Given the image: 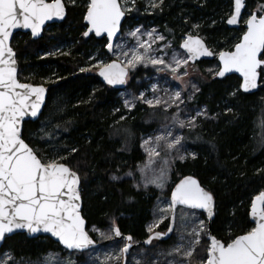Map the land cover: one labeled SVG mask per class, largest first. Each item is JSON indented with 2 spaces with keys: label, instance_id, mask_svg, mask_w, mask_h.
Masks as SVG:
<instances>
[{
  "label": "trees",
  "instance_id": "obj_1",
  "mask_svg": "<svg viewBox=\"0 0 264 264\" xmlns=\"http://www.w3.org/2000/svg\"><path fill=\"white\" fill-rule=\"evenodd\" d=\"M245 4L243 15L246 10L258 14L264 0H245ZM85 5V0L80 5H65L63 21L48 25L39 39L21 32L12 37L19 80L42 84L47 89L39 118L22 125L23 138L34 149L37 145L41 148L37 151L41 159H45L43 154L52 148H55V156L69 155L72 149H77L69 158L71 167L81 178V213L95 241L101 242L90 232L92 227L103 230L116 225L148 255L163 251L173 237L166 241L153 240L148 246L141 244L150 234L147 224L157 190L152 187L138 190L127 178L112 179V175L133 171L144 160L140 138L157 126L155 118L159 109L137 103L133 109L125 110L117 97L119 90L103 85L97 72H80L82 57L74 60L68 55H45L47 50L63 43H72L74 52H85L95 44L104 46L105 38L84 36ZM231 11L232 0H164L159 10L147 16L159 24L166 23L167 34L178 29L185 32L198 25L196 32L204 36L202 39L214 53H219L231 50L244 31L241 21L237 28L227 27L226 19ZM135 12L140 20L145 18L139 14L138 7ZM126 19L128 17L124 22ZM197 64L195 79L199 89L191 104L204 107L207 117L198 118L194 127L183 130V142L193 151L195 159L189 156L174 162L166 194L181 177H196L214 196L211 234L222 242H230L253 226L248 219L251 200L264 191V72L257 91L243 93L237 76L218 79L203 70L201 65H218L215 59ZM46 75H52L49 81L43 79ZM133 75L126 86L134 85L135 78L145 76L138 72ZM143 86L134 87L138 90ZM43 122L57 134L51 148L46 147L39 136ZM168 223L169 218H166L156 231H165ZM206 235L207 228L192 264H199L207 256ZM107 242L102 241L100 246ZM3 252L11 255L9 264L34 263L49 252L70 255L75 263L81 264L87 253L68 252L48 237L27 238L22 233L5 239L0 254Z\"/></svg>",
  "mask_w": 264,
  "mask_h": 264
},
{
  "label": "snow or ice",
  "instance_id": "obj_2",
  "mask_svg": "<svg viewBox=\"0 0 264 264\" xmlns=\"http://www.w3.org/2000/svg\"><path fill=\"white\" fill-rule=\"evenodd\" d=\"M127 3L128 0H124L123 5L121 0H89L84 16L88 26L84 36L87 37L90 33H95L97 37L106 35V46L110 52L113 51V39L120 31L121 21L126 12L132 10L125 6ZM134 3L135 0H132L133 5ZM244 8V0H234V11L227 23L238 24ZM258 12L261 13L259 16L254 12L245 21L246 30L234 45V50L218 53L220 63L216 74L224 77L227 73H238L242 77L240 88L244 92L257 88L258 78L264 72V5L259 7ZM65 14L62 0H0V241L5 239L6 234L17 230H24L29 235L42 232L50 234L69 252H84L94 241L86 231L85 220L81 215V178L78 171L71 167L69 158L77 149H72L69 155L58 154L44 160L40 158L37 150L24 140L22 121L25 117L38 116L45 102L46 89L19 81L16 54L10 46V37L14 30L30 29L32 36L37 37L45 22L62 20ZM138 33L139 28L130 35L136 37ZM146 35L148 40L138 39L137 46L130 51L123 50L122 45H117L121 48L120 55L125 58L123 61L118 57L117 61L112 63L95 65L99 69L98 74L108 85L126 84L130 69H135L138 65L147 67L149 64L153 67L159 66L158 71L167 70L175 80H182L180 70L189 61L217 55L198 35H189L180 45L187 56L179 58L178 54L173 52L171 61L167 62L163 56L152 55L153 44L165 38L157 35L155 30ZM157 50L163 52V49ZM184 75H187L186 71ZM152 91L156 93L158 89L153 86ZM136 99L152 108L163 106L164 111L173 106L179 108V105L184 103L181 91L171 93L167 99L159 96L148 99L143 93ZM134 106L133 100L125 101V107L129 110ZM199 115L201 113L198 112L197 116ZM178 116L179 113L172 119L179 128L195 126L194 117L185 122L179 120ZM183 140V136L175 135L167 126L160 134L143 139L141 147L147 154V161L142 167L138 166L141 173L138 186L142 183L145 188L154 185L158 189H164L173 161L186 159V156L180 155ZM112 179L117 180L120 177L113 176ZM178 206L203 210L211 220L214 215V196L192 176L181 179L171 191L168 207L159 209L163 214H172V223L167 232H153L154 228L168 218L167 215H161L158 221L149 226L151 235L144 241L145 244L162 240L175 230ZM191 215L181 213L180 229L188 227L187 222ZM249 216L254 226L230 242H222L208 234L207 256L202 258L199 264H264V191L252 199ZM111 232L114 237L122 236L118 227L113 226ZM205 234L206 224L201 220L186 233L192 239L185 240V234L182 232L180 242L168 255L182 254L181 260L185 264H192L196 248ZM104 238L112 239L113 236ZM124 240L126 243L120 248L119 255L109 256L108 260L120 261L126 257L132 247L133 238L127 236ZM3 257L0 258V264H9L12 260L9 253L3 254ZM45 264L75 262L71 258L62 260L58 255L54 258L50 253L45 258ZM136 264H140V261L137 260ZM169 264L174 262L170 261Z\"/></svg>",
  "mask_w": 264,
  "mask_h": 264
},
{
  "label": "rangeland",
  "instance_id": "obj_3",
  "mask_svg": "<svg viewBox=\"0 0 264 264\" xmlns=\"http://www.w3.org/2000/svg\"><path fill=\"white\" fill-rule=\"evenodd\" d=\"M82 0H65L64 4L68 6H76L80 5ZM164 0H135L134 5L132 4V0H128L126 7L131 8V11L126 12L125 17H128L126 19V22L122 24L120 34L117 36L114 45H113V51L111 53H108L106 51V45L107 41L105 42L104 46L102 47L100 44L92 45L90 49H88L85 52H74L75 48H72V43H63L59 46L53 47L50 50H47L45 52V55H68L72 56L74 60H76L78 57L83 58L82 65L79 66L80 72H86V73H96L98 71V68L95 67V65L101 64V63H108L110 60L114 59L117 60L119 57L120 61H123L125 58L120 55L121 48H118L117 45H122L123 50L130 51L133 47L137 46V40H148V37L146 33L152 32L155 30V33L157 35H162L165 39L163 41H156L153 44L154 51L152 52V55L154 56H163L164 59L167 62L171 61V57L173 52L177 53L179 58H185L187 54L180 48L179 44L184 39L185 35H198L201 38H204V36L200 35L196 32L195 28L192 26V29H188L185 32H181L179 29L176 30V32L173 33H166V23L159 24L154 21V18H150L147 15L152 14L155 9H160L163 5ZM89 3V0H85V7L87 8V5ZM122 5L124 4V0H121ZM155 4L156 6L153 7L152 5ZM139 8V14L143 15L145 20H140L139 16L135 12V8ZM249 12L246 10L245 14L242 16L241 24H244L246 19L249 16ZM260 13H258L259 15ZM230 15V14H229ZM177 21V19H176ZM178 27V26H177ZM137 28L140 29V33L137 34L136 37H132L130 33ZM182 28V27H181ZM180 28V29H181ZM50 30V28H49ZM86 30V27L84 26L83 32ZM195 30V31H194ZM244 32V31H243ZM236 44V43H235ZM234 46V45H233ZM232 46V47H233ZM157 49H163V52L158 51ZM232 49V48H231ZM212 50V48H211ZM143 51V49H141ZM218 54V52L216 53ZM159 67V66H157ZM157 67H153L151 64H149L147 67L144 65H138L135 69L129 70V76L127 79V83L131 81L134 77L133 73H137L138 75L145 74V76L142 78H135L134 85L126 86L124 89L120 90L117 94V97L119 98V102L121 103V106L123 109L128 110V108L125 107V101L126 100H133L135 105L137 103L143 104L148 106L147 104L142 103L139 99H136L139 97L141 93H143L148 99L154 98V96L162 97L163 99H167L168 96L175 92V91H181L182 99L184 100V103L179 105V108H176L175 106L168 108L167 111H164L163 106L155 107L158 110L159 114H157L155 120L158 122L157 126L154 127L150 132L145 133L140 138V148L142 153L144 154V160L137 164L136 168L133 171H127L121 175H112L122 178H127L131 180L132 185L134 188L138 190H147L148 188L152 187L157 190L158 196L155 200V203L151 210V220L147 224V232L150 225H153L156 221L159 220L161 215H167V217H170V213L163 214L159 211L160 208H167L169 202V194L167 195V189L170 184V172L168 173V180L167 184L165 185L164 189H158L154 185H149L147 188L143 186L142 183L138 182L141 181V173L138 170V166H143L147 161V154L145 150L141 147V143L143 139H148L152 135L160 134L164 129L165 126H167L168 129L173 131L175 135H181L183 136V130L186 128H191L186 126L185 128L181 129L179 128L174 122H173V116H175L177 113H179L178 119L184 120L187 122V120L191 117L195 118V121L197 123L198 118H206L207 113L205 112L204 107H195L191 104V101L194 97V95L198 92L199 86L195 79V76L197 74V70L199 69V65L197 63L191 64L190 61L187 65L181 68L180 75L182 76V80H175L172 77V74L165 71H158ZM203 70L206 72L215 75L218 69V65H201ZM81 69H86V71H81ZM187 72V75H184V72ZM52 77V75H46L43 79L45 81H49V79ZM138 90H135V85H142ZM155 86L158 91L156 93H153L152 88ZM167 90V91H166ZM179 103V102H178ZM149 107V106H148ZM133 109V108H132ZM169 115H166L164 113H167ZM201 113V115L197 116V113ZM195 123V124H196ZM40 137L42 138V143H46L45 146L48 148L53 147L54 141L57 137V134L54 130H52L47 122L41 123L40 126ZM121 137V136H119ZM125 139L124 136L121 137V140ZM50 144V145H48ZM182 148L180 150V155H184L187 157L193 156V151L186 146V144L182 141ZM37 151H41V148L37 145L35 148ZM55 148L50 149L49 153L43 154L44 160L51 159L55 157ZM175 155V153H173ZM175 161H181L179 159H175L172 163L174 164ZM172 168V166H171ZM133 173V175H127L128 173ZM150 175V174H149ZM118 180V179H117ZM190 213L192 214L189 217L188 220V227L186 229H180V215L181 213ZM176 225L175 230L172 232L171 237H173V240L171 244L167 247V249L163 251H156L152 254H147V251L140 246L135 247L126 257L123 261V258H121L120 261H116L115 259L108 260L107 258L109 256H118L119 250L124 246V240L122 241H112L111 239H105L104 236H112V226L106 229H98L96 227H92L90 229V232L94 233L101 242L102 241H108L106 244L87 250V253L85 254V260L81 264H136V261L139 260L140 264H169V262H174V264H185L181 260V255H168V252L180 242L179 237L182 234V232L185 234V240L192 239L191 237L187 236L186 233L188 231H191L192 227L196 224H199L201 220H203L206 224V220L204 217V214L192 209H185L182 207H179L176 209ZM165 220V219H164ZM161 224V223H160ZM159 224V225H160ZM207 228V226H206ZM157 230V227L153 229V232ZM164 232V230L162 231ZM104 234V235H101ZM111 241V242H110ZM135 242V241H134ZM7 252H3L0 254V258H4L3 254ZM52 254L53 257L59 256L62 260H68L71 258L70 255H61L58 252H49L46 255H44L40 260L34 262V263H28V264H45V258ZM72 261H74L73 258H71ZM10 262V261H9ZM13 264V263H12ZM14 264H20L17 262H14ZM25 264V263H24ZM79 264V263H75Z\"/></svg>",
  "mask_w": 264,
  "mask_h": 264
},
{
  "label": "water",
  "instance_id": "obj_4",
  "mask_svg": "<svg viewBox=\"0 0 264 264\" xmlns=\"http://www.w3.org/2000/svg\"><path fill=\"white\" fill-rule=\"evenodd\" d=\"M48 2H52V0H48ZM62 2H63V4H64V1L62 0ZM244 2H245V0H244ZM65 5V4H64ZM246 5V4H245ZM244 10H245V8L244 9H242V15H241V18H240V20H239V22H238V24H235V25H229L228 23H227V20L230 18V15L232 14V12L234 11V0H232V11H231V14L227 17V19H226V25H227V27H229V28H237L238 26H239V24H240V21H241V19H242V16H243V13H244ZM86 11H87V8H86ZM86 11H85V13H84V16H85V14H86ZM65 13H66V6H65ZM252 13H254V12H252ZM251 13V14H252ZM256 13V12H255ZM250 14V15H251ZM261 14V13H260ZM259 14V15H260ZM66 15V14H65ZM249 15V16H250ZM258 15V14H257ZM258 15V16H259ZM249 16H248V18H249ZM65 18V17H64ZM247 18V19H248ZM246 19V20H247ZM124 20H125V16L123 17V19H122V21H121V27H122V24H123V22H124ZM63 21V19L62 20H57V19H53V20H51V21H47V22H45V24L43 25V27H42V29H41V32H40V34L37 36V37H33L32 36V34H31V30L30 29H16V30H14L13 31V35L16 33V32H21V33H28L30 36H31V38L32 39H34V40H36V39H39L41 36H42V34H43V31H44V29L48 26V25H51V24H56V23H60V22H62ZM83 23L85 24V27H86V30L85 31H87V23H86V21L84 20V17H83ZM246 30V24L244 23V31ZM120 31H121V28H120ZM120 31L116 34V36L114 37V39H113V45H114V42H115V40H116V38H117V36L120 34ZM13 35L10 37V46H11V41H12V37H13ZM90 35H92L95 39H100V38H105L106 39V41H107V37H106V35L105 36H101V37H97L96 35H95V33H90L88 36H90ZM242 35H243V33L241 34V36H240V38L242 37ZM187 36H189V35H185V37H184V39L185 38H187ZM193 36H197V35H193ZM86 37V36H85ZM200 37V36H199ZM201 38V37H200ZM240 38H239V40H240ZM183 39V40H184ZM202 39V38H201ZM183 40L180 42V44H179V46L183 43ZM203 40V39H202ZM108 42V41H107ZM203 42L205 43V41L203 40ZM239 42V41H238ZM237 42V43H238ZM205 45L207 46V44L205 43ZM208 47V46H207ZM181 48V47H180ZM209 48V47H208ZM182 49V48H181ZM210 49V48H209ZM183 50V49H182ZM211 50V49H210ZM231 50H234V46L232 47V49ZM106 51L108 52V53H111L109 50H108V48H107V46H106ZM184 51V50H183ZM223 51H230V50H223ZM187 54V53H186ZM16 58V57H15ZM213 59H215L216 60V62H217V64H218V69H219V59H218V54L217 55H214V56H211V57H201V58H199V59H197V60H195V61H190V63L191 64H193V63H197V62H199V61H202V60H204V61H211V60H213ZM114 61H117V60H114V59H112V60H110L108 63H112V62H114ZM17 68H18V64H17ZM218 69H217V71H218ZM98 72H99V69H98V71H97V75H98V77H99V80L101 81V83L103 84V85H106V86H109V87H111V88H113V89H116V90H122V89H124L125 87H126V84H123V85H115V86H112V85H108L105 81H104V79H103V77H101L99 74H98ZM217 73V72H216ZM230 75H235V76H237L239 79H240V85H241V83H242V77H240V75L238 74V73H227L224 77H226V76H230ZM215 76H216V78H218V79H222V78H224V77H220V76H218L217 74H215ZM19 79V78H18ZM259 80H260V78H258V86H257V88H255V89H252V90H250V91H248V92H244L241 88H240V86H239V88H240V90L243 92V93H253V92H255V91H257V89H258V87H259ZM20 81V80H19ZM20 82H22V81H20ZM22 83H28V82H22ZM127 83V82H126ZM29 84H32V83H29ZM33 86H42V87H44L45 89H46V87L44 86V85H42V84H32ZM46 98H47V89H46V93H45V102H44V104L42 105V107H41V111H40V113L38 114V116L36 117V118H32V117H25V119H24V121H22V125H23V123L25 122V121H36L38 118H39V116L41 115V113H42V111H43V108H44V106H45V103H46ZM186 176H192V175H185V176H183V177H181L174 185H173V187L171 188V190H170V192H169V202H170V198H171V191H172V189L175 187V185L177 184V183H179L180 182V180L181 179H183L184 177H186ZM193 178H195V179H197L196 177H194V176H192ZM198 180V179H197ZM199 182V181H198ZM201 185V184H200ZM202 186V185H201ZM203 187V186H202ZM204 188V187H203ZM205 189V188H204ZM206 190V189H205ZM259 194V193H258ZM258 194H256V195H258ZM255 195V196H256ZM254 196V197H255ZM253 197V198H254ZM252 198V199H253ZM252 201V200H251ZM214 206H215V203H214ZM250 206H251V204H250ZM180 206H178L177 208H179ZM183 208V207H182ZM185 209H187V208H185ZM81 210H82V201H81ZM193 210V209H192ZM195 211H198V212H201V213H203L204 214V217H205V220H206V226H207V235H206V239L208 240V244H209V239H208V234H210L211 236H213L212 234H211V231H210V228H211V221H212V219H213V217H214V215H213V217L211 218V220H209V218H208V215H207V213L206 212H203V210H195ZM249 211H250V207H249ZM249 211H248V219H249V221H250V223L254 226V224H253V222L250 220V216H249ZM81 215H82V213H81ZM171 213H170V217H169V223H168V227H169V225L172 223V220H171ZM83 217V216H82ZM84 218V217H83ZM85 220V219H84ZM115 227H117L116 225H115ZM168 227H167V229H168ZM85 228H86V231L88 232V230H87V222H86V220H85ZM167 229L164 231V232H167ZM154 232H162V231H154ZM16 233H22V234H25V236L27 237V238H37V237H40V236H42V237H48V238H50L52 241H54L55 243H57L61 248H63V246L62 245H60L59 244V242L54 238V237H52L50 234H48V233H37V234H34V235H29L26 231H24V230H17V231H15V232H13V233H11V234H6V237H5V239L6 238H8V237H10L11 235H14V234H16ZM89 233V232H88ZM113 234V233H112ZM171 234L172 233H170L168 236H165L162 240H157V241H166V240H168L169 238H170V236H171ZM90 235V234H89ZM151 235V233L148 235V237ZM113 236V238L111 239L112 241H122V240H124V237H127V236H129V235H123L122 234V236L121 237H114V234L112 235ZM90 237L92 238V236L90 235ZM148 237L145 239V240H147L148 239ZM4 239V240H5ZM93 239V238H92ZM4 240L3 241H0V248H1V246H2V244H3V242H4ZM144 240V241H145ZM93 241H94V244L89 248V249H94V248H97V247H99L101 244H102V242H97V241H95L94 239H93ZM124 242L126 243V241L124 240ZM124 243V244H125ZM141 244H143V245H145V246H148L149 244H145L144 242H142ZM138 245V243H136V242H134V241H132V247L130 248V250H129V252H128V254L136 247ZM64 249V248H63ZM89 249H87V250H89ZM66 251H68L69 252V250H67V249H65ZM87 250H85V251H87ZM72 252H76V251H72ZM127 254V255H128ZM126 255V256H127ZM125 260V257L123 258V261Z\"/></svg>",
  "mask_w": 264,
  "mask_h": 264
},
{
  "label": "flooded vegetation",
  "instance_id": "obj_5",
  "mask_svg": "<svg viewBox=\"0 0 264 264\" xmlns=\"http://www.w3.org/2000/svg\"><path fill=\"white\" fill-rule=\"evenodd\" d=\"M198 63V62H197Z\"/></svg>",
  "mask_w": 264,
  "mask_h": 264
}]
</instances>
